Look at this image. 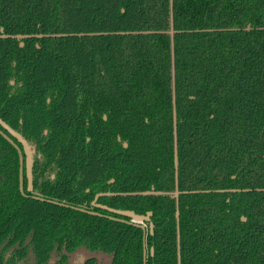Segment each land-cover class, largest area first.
<instances>
[{
    "label": "trees",
    "instance_id": "1",
    "mask_svg": "<svg viewBox=\"0 0 264 264\" xmlns=\"http://www.w3.org/2000/svg\"><path fill=\"white\" fill-rule=\"evenodd\" d=\"M0 118V264H264V0H0Z\"/></svg>",
    "mask_w": 264,
    "mask_h": 264
},
{
    "label": "water",
    "instance_id": "2",
    "mask_svg": "<svg viewBox=\"0 0 264 264\" xmlns=\"http://www.w3.org/2000/svg\"><path fill=\"white\" fill-rule=\"evenodd\" d=\"M0 126L7 130V132H3L2 130H0V133L2 134L3 137H5L13 146H15L17 148V151L19 153V172H18V178H19V190L22 193L23 192V182H24V178H23V172H24V176L27 179V190L31 191L32 190V166H33V152L34 149L33 147L28 143V141L26 140V138L22 135V133L14 130L11 126H9L5 121H3L0 118ZM13 138L16 140V142L13 141ZM18 144L21 146H18ZM23 151V153H22ZM36 198H40L43 199L42 197L38 196ZM101 208H106L112 212H115L117 214H123L127 217H129V223L134 224V225H139L141 227H145L144 221L147 220L150 216V212H147L146 215L143 214H139V213H135L132 210H128V209H114L111 207H108L106 205H98ZM75 209H78L80 211L83 212H89L92 214H96L95 211L93 210H86L84 208L81 207H75ZM150 232H152V225H150ZM153 254V248L151 247L150 249V255ZM143 256H144V264H146L145 260H146V250L144 249L143 251Z\"/></svg>",
    "mask_w": 264,
    "mask_h": 264
},
{
    "label": "rangeland",
    "instance_id": "3",
    "mask_svg": "<svg viewBox=\"0 0 264 264\" xmlns=\"http://www.w3.org/2000/svg\"><path fill=\"white\" fill-rule=\"evenodd\" d=\"M87 255L88 253L86 251L76 250L70 255L68 264H81Z\"/></svg>",
    "mask_w": 264,
    "mask_h": 264
}]
</instances>
